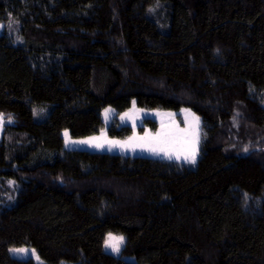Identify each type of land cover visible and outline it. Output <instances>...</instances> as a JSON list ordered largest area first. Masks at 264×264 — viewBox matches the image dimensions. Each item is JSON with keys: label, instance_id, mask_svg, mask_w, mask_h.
Instances as JSON below:
<instances>
[{"label": "trees", "instance_id": "obj_1", "mask_svg": "<svg viewBox=\"0 0 264 264\" xmlns=\"http://www.w3.org/2000/svg\"><path fill=\"white\" fill-rule=\"evenodd\" d=\"M0 22V114L13 121L0 264H33L10 256L22 245L54 264H264V0H0ZM132 99L200 116L194 166L63 147V129L98 133L101 109ZM106 132L131 128L113 117ZM107 232L135 262L103 250Z\"/></svg>", "mask_w": 264, "mask_h": 264}, {"label": "rangeland", "instance_id": "obj_2", "mask_svg": "<svg viewBox=\"0 0 264 264\" xmlns=\"http://www.w3.org/2000/svg\"><path fill=\"white\" fill-rule=\"evenodd\" d=\"M3 28L4 24L0 22V33ZM262 96V105L264 106V91ZM49 109L50 105L48 104L34 107V118L36 120L44 119ZM100 114L104 123L100 132L82 137H71L68 129H63L61 131L63 147L117 153L126 156H145L175 161L188 166H194L199 157L202 121L200 116L189 107L181 106L178 110L144 109L139 108L135 100L132 99L130 106L118 114L109 105L103 107ZM113 117H116L121 125H128L131 128L130 134L125 137L109 136L106 127ZM146 120H153L156 125L153 127ZM12 122V119L5 118L0 114V137L4 126ZM12 189L16 192L17 186L14 185ZM6 199L10 200L11 195H7ZM6 205L9 204L6 203ZM123 245L124 235L122 233L107 232L102 248L105 252L135 262L134 256L121 253ZM8 252L10 256L15 258L30 259L33 264H54L43 260L36 250L28 245L9 247ZM55 264L74 263L59 261Z\"/></svg>", "mask_w": 264, "mask_h": 264}]
</instances>
